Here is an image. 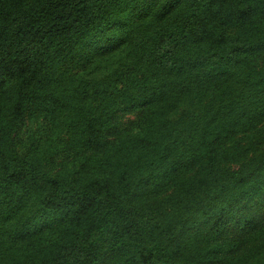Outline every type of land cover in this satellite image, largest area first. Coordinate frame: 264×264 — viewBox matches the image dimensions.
<instances>
[{
  "label": "trees",
  "instance_id": "16d2710c",
  "mask_svg": "<svg viewBox=\"0 0 264 264\" xmlns=\"http://www.w3.org/2000/svg\"><path fill=\"white\" fill-rule=\"evenodd\" d=\"M0 264H264V0H0Z\"/></svg>",
  "mask_w": 264,
  "mask_h": 264
},
{
  "label": "rangeland",
  "instance_id": "374dc122",
  "mask_svg": "<svg viewBox=\"0 0 264 264\" xmlns=\"http://www.w3.org/2000/svg\"><path fill=\"white\" fill-rule=\"evenodd\" d=\"M135 113L126 114L122 118V124L127 126L130 122L134 121ZM43 128V127H42ZM42 130L34 123L27 124L20 133V138L23 143H27L30 137H38L41 135Z\"/></svg>",
  "mask_w": 264,
  "mask_h": 264
}]
</instances>
